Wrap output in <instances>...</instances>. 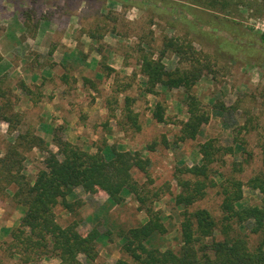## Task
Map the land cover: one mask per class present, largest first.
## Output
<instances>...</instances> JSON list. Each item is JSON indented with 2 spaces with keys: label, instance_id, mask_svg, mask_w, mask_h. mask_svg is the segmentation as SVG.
Returning <instances> with one entry per match:
<instances>
[{
  "label": "rangeland",
  "instance_id": "obj_1",
  "mask_svg": "<svg viewBox=\"0 0 264 264\" xmlns=\"http://www.w3.org/2000/svg\"><path fill=\"white\" fill-rule=\"evenodd\" d=\"M139 2L144 5L133 7L106 0H0V88L6 91L0 104L9 100L10 110L19 113L21 119L16 132L7 122H0V158L15 143L19 132L31 129L57 150L52 144L53 130L61 125L67 140L96 154L106 144L140 151L151 160L153 182L138 169L133 170L135 178L140 184L148 183L151 192L160 190L150 204L164 216L167 227V233L158 241L163 248L178 249L183 212L174 201L180 191L177 173L179 168L200 163V144L215 139L223 146H232L234 153L225 155L226 164L214 168L234 173L245 184L246 204L260 202L259 191L246 182L264 171V15L241 9L224 16L197 0ZM46 20L53 21V25H46ZM84 29L95 35V41L92 39L91 46L86 43L88 53L81 44L75 49L78 54L63 59L73 61L77 67L68 80L63 75L71 70L60 64L61 55L49 57V52L58 47L64 54L74 50L73 41L82 36ZM165 36L191 40L197 50L209 56L212 73H204L190 91L210 114L195 139L177 141L181 124L188 120L185 90L158 86L155 94L148 93L146 79L140 73L142 56L159 57ZM37 37L39 41H33ZM99 38L106 41L97 44ZM84 62L86 69L80 67ZM163 62L168 69L188 66L172 52ZM83 73L95 83L93 93L79 90ZM65 81L74 91L63 93L61 102L57 94L65 90ZM23 85L32 93H27ZM125 97L130 98L131 109L138 114V131L124 115ZM157 106L162 107L164 122L153 117ZM45 155L39 149L25 152L24 172L29 180L43 167ZM235 164H239V171ZM214 178L218 183L222 180L217 175ZM220 192L219 186L210 187L206 197L191 210L205 208L216 219L221 218ZM75 193L81 205L74 213L58 205V222L63 226L77 222L83 235L94 228L104 235L98 258L88 261L81 255L83 264H117L121 259L133 263L122 250L121 238L130 228L148 221L145 207L132 193L125 194L117 205L103 191L87 193L79 188ZM22 216L12 193L0 198V264H60L58 258L36 259L35 254L31 262H25L16 253L10 231L20 225ZM216 236L220 239V232ZM258 241V235H251L252 244Z\"/></svg>",
  "mask_w": 264,
  "mask_h": 264
},
{
  "label": "trees",
  "instance_id": "obj_2",
  "mask_svg": "<svg viewBox=\"0 0 264 264\" xmlns=\"http://www.w3.org/2000/svg\"><path fill=\"white\" fill-rule=\"evenodd\" d=\"M108 1L133 7L144 5L139 0ZM197 1L224 16L237 14L241 9L264 15V0ZM169 52L188 66L168 69L163 58ZM208 59L209 56L197 50L191 40L182 41L176 36L163 38L159 57L145 54L140 59V73L146 79L148 93L155 94L158 86H164L168 90L183 88L187 94L188 120L181 124L177 141L195 139L201 127L210 120V114L200 107L199 100L190 92L204 73H212ZM84 81L96 88L89 78ZM24 87L27 93H32L29 87ZM1 97H6L2 88ZM9 102L5 100L0 104V122H7L16 132L21 119L19 113L10 110ZM123 112L127 121L140 130L138 114L131 109L129 97H125ZM153 117L159 123L165 121L162 107L154 109ZM64 131L62 125L53 130L52 144L57 150L51 149V144L32 129L19 132L15 143L0 158V198L12 193V199L23 214L20 225L10 234L18 249L16 253L23 256L25 262H31L34 254L36 259L58 258L60 264H83L81 255L88 261L98 258L99 242L104 235L97 228L83 235L77 229V222L63 226L56 218L55 208L60 204L67 211L76 212L81 204L75 191L80 188L87 193L103 191L115 205L123 202L125 194L132 193L147 210L148 221L130 228L121 238L122 250L133 263L121 259L117 264H264V171L246 182L250 188L259 191L260 202L246 204L245 184L234 173L226 174L220 168H214L216 164H226L224 157L234 153L232 146L209 139L200 144V163L179 168L177 183L180 191L174 201L183 212L181 242L178 249L163 248L158 240L167 233L164 216L150 205L160 190L151 192L148 183L140 184L133 173L138 169L153 182L149 173L150 158L140 151L125 150L116 144H106L96 154L67 140ZM155 145L156 142L150 145L151 149ZM34 149L46 155L43 167L29 180L24 172L25 152ZM238 165H234L237 171L240 170ZM183 174L190 176L183 178ZM216 175L222 178L220 183L215 180ZM216 186L221 188L222 194L221 218L216 219L205 208L191 210L206 197L210 187ZM217 231L221 234L220 239L216 236ZM251 235L259 236L256 244L250 242Z\"/></svg>",
  "mask_w": 264,
  "mask_h": 264
},
{
  "label": "crops",
  "instance_id": "obj_3",
  "mask_svg": "<svg viewBox=\"0 0 264 264\" xmlns=\"http://www.w3.org/2000/svg\"><path fill=\"white\" fill-rule=\"evenodd\" d=\"M106 1H108V0H106ZM109 2V1H108ZM115 3V2H114ZM68 5V4H67ZM57 11H54V12H49V14H54V13H56ZM50 19H52L51 17H49ZM53 20H54V18H53ZM53 21H49V20H46V25H48V24H52L53 25ZM40 30H43L42 29V27H41V29ZM79 31H82V30H79ZM83 31H85V29L83 30ZM88 33V34H87ZM80 36V37H79ZM79 36H77L76 37V41H73V46L72 47H74V50L71 48L70 50H69V53H67V54H64L65 52L63 51V50H61V49H55L54 50V48H52L51 50H50V52H49V57H50V55L53 57V56H55V54H57V53H59L61 56L60 57H62L61 58V60H62V62L60 63L64 68H66V69H68V70H71L70 72H66V74H64L63 75V77L64 78H68V80H69V77H68V75L72 72V70H73V68L75 67L74 66V64H73V61H69V60H66V62L63 60L64 58L66 59L67 58V56L68 55H71L70 57H73V55H74V53L76 52L75 51V49L76 48H80V45L82 44V45H84V47H85V45H86V43L87 44H89V46H91L92 45V39L94 40L95 38L92 36V34H91V32L90 31H85V32H83V34H82V36L81 35H79ZM100 37V36H99ZM39 39H40V37H37V38H35L33 41H39ZM43 39H45V38H43ZM42 39V40H43ZM62 39H64V38H62ZM61 39V44L60 45H62L63 44V40ZM89 39V40H88ZM106 41V39L105 38H99L98 39V43L97 44H101L102 43V41ZM88 41V42H87ZM95 41V40H94ZM67 49V48H66ZM84 51H85V53H88L89 51L86 49V47H85V49H84ZM54 52V53H53ZM79 53V51L78 52H76V54H78ZM53 54V55H52ZM87 57H88V54H87ZM87 62H90V58L89 59H87ZM70 64V65H69ZM69 65V66H68ZM86 65L87 64H85V62H84V64H80V67L81 68H83L84 67V69H86ZM111 66L113 67V65L111 64ZM115 67V66H114ZM75 69H77V67H75ZM48 73V72H47ZM68 73V74H67ZM52 74V71H51V73H50V75ZM71 75V74H70ZM88 76V74L87 73H83L82 74V77H83V79H82V85H81V89H79V90H81V91H85V89H88L89 91H90V93H93L94 91H93V88L92 87H89V88H87L88 86H86L85 85V81H84V78H86ZM67 81H65V90H63L62 92H60V94L58 95L57 94V96H58V98L60 99V100H58V101H61V102H63V100L61 99V97H62V94L63 93H68V92H70V91H74V90H72L73 88H70V85L69 86H67ZM58 91V90H57ZM57 91L56 92H54V94L55 93H57ZM67 96H69V95H67ZM71 99V98H70ZM69 101H72V100H69ZM62 105V104H61Z\"/></svg>",
  "mask_w": 264,
  "mask_h": 264
}]
</instances>
